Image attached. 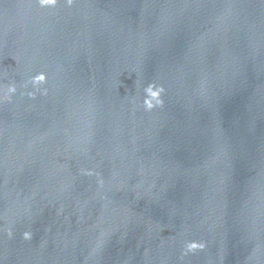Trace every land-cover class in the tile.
<instances>
[{"label":"water","instance_id":"95a60500","mask_svg":"<svg viewBox=\"0 0 264 264\" xmlns=\"http://www.w3.org/2000/svg\"><path fill=\"white\" fill-rule=\"evenodd\" d=\"M9 264H264V0H92Z\"/></svg>","mask_w":264,"mask_h":264},{"label":"clouds","instance_id":"9594fccd","mask_svg":"<svg viewBox=\"0 0 264 264\" xmlns=\"http://www.w3.org/2000/svg\"><path fill=\"white\" fill-rule=\"evenodd\" d=\"M48 2H52V0H48ZM45 77L43 74H37L30 78L29 83L33 86V88H36L37 90L41 91V89H38L37 86L44 83ZM29 83H25L22 87L27 88ZM17 91V87L14 84H10L7 87V98L8 100H11V95L14 94ZM144 98L142 101V106L145 111H150L154 107L161 106L163 104V100L161 99V94L164 92V88L162 85L156 84L154 82H149L144 88ZM21 95L24 93L21 92ZM29 96L34 97V92L29 91L27 93ZM42 94H46V89L43 91ZM133 101L135 98H132ZM27 233H25V236L27 237Z\"/></svg>","mask_w":264,"mask_h":264}]
</instances>
